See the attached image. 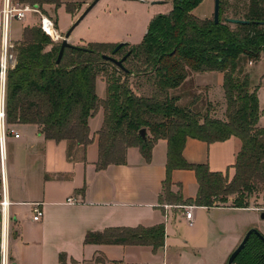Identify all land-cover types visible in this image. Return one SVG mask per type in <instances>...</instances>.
Masks as SVG:
<instances>
[{
  "label": "trees",
  "instance_id": "obj_1",
  "mask_svg": "<svg viewBox=\"0 0 264 264\" xmlns=\"http://www.w3.org/2000/svg\"><path fill=\"white\" fill-rule=\"evenodd\" d=\"M23 1L40 9L64 4L63 0ZM203 1L172 0V11L151 22L141 44L125 43L115 54L129 48L123 69L102 58L106 52L112 53L117 44L69 48L57 64L60 43H53L40 26L26 27L16 45V65L7 76L8 127L35 125L47 140L67 143L68 161L86 162V149L93 141L89 120L102 108L104 123L97 133L99 171L127 164L130 148H138L150 163L155 145L165 140L166 179L159 195L160 205L213 208L227 205L234 197L233 207L250 208L249 197L257 185L264 184V128L259 127V86L252 87L243 65L259 62L264 52V0H248L242 9L234 8L231 17L248 22L234 24V29L228 18L216 24L214 18L194 15ZM66 8L72 14L71 5L66 3ZM210 72L224 74L225 119L195 111L200 96L182 107L180 96L174 94L193 75ZM99 78L106 83L105 99L97 95ZM142 129L147 131L146 139L140 135ZM190 138L207 144L239 139L241 149L234 177L212 172L207 164L187 162L184 149ZM175 170L195 172L199 185L196 198L185 200L181 189L172 191ZM165 238V225L159 224L88 232L84 243L150 246L158 252L164 248ZM68 261L65 252L59 254V264ZM95 261L105 264L101 256ZM71 262L78 264L73 259ZM234 264H264V242L253 234Z\"/></svg>",
  "mask_w": 264,
  "mask_h": 264
},
{
  "label": "crops",
  "instance_id": "obj_2",
  "mask_svg": "<svg viewBox=\"0 0 264 264\" xmlns=\"http://www.w3.org/2000/svg\"><path fill=\"white\" fill-rule=\"evenodd\" d=\"M2 7L3 0H0V14ZM79 17L76 16L74 22ZM21 40L20 37L14 41ZM206 75L199 83L209 90L211 97L215 89H223L224 74L210 72ZM262 88L259 84V99ZM106 89L105 81L99 78V98H106ZM260 109L259 127L264 128L261 100ZM103 123L104 110L101 108L89 120L93 141L86 149V162L68 161L67 143L47 140L35 125L9 126L20 134L17 139L9 133L4 144L11 217L7 249L12 262L31 264L24 257V250L40 248L47 258H53L55 264H59V254L64 251L69 257L68 264H72L71 259L78 264H98L97 256L103 257L105 264H166L169 261L174 264H227L249 229L256 228L264 235V220L259 209L233 207L234 197L222 207L190 205L195 209L192 224L187 221L185 210L179 207L182 205H160L159 195L166 179L168 144L165 140L155 145L150 163L144 160L138 148H130L127 164L110 165L99 171L96 167L99 160L97 133ZM226 142L207 144L190 138L185 145L184 157L190 164H208L212 172H217L220 169L213 167L211 155L208 161L206 155L212 145ZM172 181L174 193L181 189L185 200L196 198L199 185L194 171L175 170ZM71 198L75 204L68 202ZM35 203L42 204L44 217L41 222L31 218ZM24 213L30 214L28 220L22 218ZM183 223L189 227L188 241L184 245L174 237ZM159 224L165 225L166 238L164 248L158 252L150 246L84 243L88 232ZM12 232H15V256L11 251ZM46 259L41 260V264H46Z\"/></svg>",
  "mask_w": 264,
  "mask_h": 264
},
{
  "label": "rangeland",
  "instance_id": "obj_3",
  "mask_svg": "<svg viewBox=\"0 0 264 264\" xmlns=\"http://www.w3.org/2000/svg\"><path fill=\"white\" fill-rule=\"evenodd\" d=\"M16 1L18 0H13L14 3H25L23 0ZM93 1L94 0H63L64 4L61 5V7L57 8L54 5H44L41 11L45 12L46 15L55 21L58 31L64 37L76 22H74V18L76 16H81ZM246 1L248 0H223L224 12L220 15L221 22L224 23L226 18H232L231 16H233L234 8L239 10L242 9ZM152 2L158 3L152 4ZM66 3L71 5L73 9L72 14L67 12ZM172 9V0H99L84 20L74 29L71 34L70 42L74 46L82 48L88 47L90 44L118 45L127 43L136 46L143 42L151 22L159 15L170 13ZM193 14L201 19H213L214 1L204 0L203 3L194 10ZM39 19L40 16L38 14H29L27 18L22 21L12 22L10 35L12 47L9 54L12 53L14 57H16V45L18 42L14 40L20 37L22 39L23 31L26 27H38ZM229 25L232 29L235 28L234 24ZM128 51L129 48L127 47L120 55L114 57L117 60H121ZM112 53L106 52L104 55H112ZM2 56L3 52L0 47V64ZM249 64L248 62H244V73L250 76L252 87H257L259 84L263 85L260 93V100L264 111V52L259 64L252 66ZM197 75H193L184 86L174 91V94L181 98L179 105L187 107L191 104L194 97L197 98V96H200L199 100L196 101L197 104L194 107L195 111L201 113L202 116L209 114L213 118L225 119L226 99L222 87L215 89L213 95L209 97V90L204 86H200L201 84L199 83V81L207 77L206 73L204 75L199 74L200 76ZM134 83L135 80H132L133 85ZM1 93L0 85V100ZM262 122L264 123V116ZM240 145L238 139H232L221 145H212L209 152H207L206 160L208 161L211 155L213 167L220 169L217 172L228 175V177L232 179L235 175L234 165L237 155L240 152ZM158 146L161 148V145ZM215 146H222V148ZM217 148L220 149L216 151ZM1 159L0 157V162ZM249 202L251 207L259 209L260 212L264 211V184L256 186L254 192L249 197ZM29 217V213L22 214V218L25 220H28ZM188 230L189 227L183 223L180 225L179 230L174 233V237H178L182 245H184L185 241H188ZM14 234L15 232H12L11 251L13 256H15V246L13 244ZM23 255L26 259H29L31 264H41V260L47 258L46 253L40 248L25 249ZM10 261L12 262V260ZM12 263H14V261ZM46 264H55V262L53 258L49 256L46 259ZM166 264L174 263L173 261H169L166 262Z\"/></svg>",
  "mask_w": 264,
  "mask_h": 264
},
{
  "label": "built area",
  "instance_id": "obj_4",
  "mask_svg": "<svg viewBox=\"0 0 264 264\" xmlns=\"http://www.w3.org/2000/svg\"><path fill=\"white\" fill-rule=\"evenodd\" d=\"M29 14H38L40 16L39 26L41 30L51 38L53 43L59 44L63 41L64 37L58 31L55 21L41 11L40 8L35 6L14 3L13 0H3V7L0 14V47L3 52L1 64H0V85H1V100H0V214H1V243H0V264H12L8 255L7 239L10 231V202L8 200L7 188H6V156L4 153V144L6 136L10 133L15 138H20L19 132L14 129H10L6 123V83L8 72L16 65V57L9 52L11 51V25L13 21H22L27 18ZM69 203L75 204L74 199H69ZM185 210L187 221L192 224L194 206H179ZM169 208V206H165ZM44 217V211L41 203L33 204V217L34 222H41Z\"/></svg>",
  "mask_w": 264,
  "mask_h": 264
},
{
  "label": "water",
  "instance_id": "obj_5",
  "mask_svg": "<svg viewBox=\"0 0 264 264\" xmlns=\"http://www.w3.org/2000/svg\"><path fill=\"white\" fill-rule=\"evenodd\" d=\"M99 0H94L93 3L87 8V10L76 20V22L73 24V26L70 28V30L65 34L63 41L60 44V51L57 58V64H60V62L63 59L64 53L66 49L69 48H78L77 46H74L70 42V37L74 29L84 20V18L88 15L90 10L98 3ZM158 2H152V4H156ZM35 8H39L38 6H35ZM220 13H221V0H214V21L216 24L220 23ZM227 22L230 24H242V23H248L244 20H238L233 18H228ZM125 45V43L118 44L117 47L114 49L112 55H103L102 58L106 61L112 62L115 65L119 66L120 68H124L123 63L130 55L129 53L126 54L121 60H117L114 56L115 54ZM140 135L143 139H146L147 137V131L146 129H142L140 131ZM260 217L262 220H264V211L261 212ZM255 234L257 237H259L264 242V235L261 234L259 230L256 228H251L247 231L244 238L240 242V244L237 246V248L232 252L230 255L227 264H234V261L236 257L244 250L246 247L247 242L249 241L250 237ZM15 264V263H13Z\"/></svg>",
  "mask_w": 264,
  "mask_h": 264
}]
</instances>
